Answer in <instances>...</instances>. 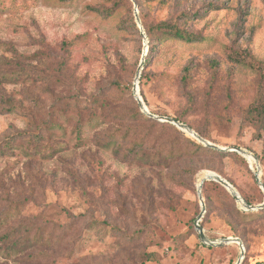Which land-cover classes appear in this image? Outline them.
I'll return each instance as SVG.
<instances>
[{
  "label": "rangeland",
  "instance_id": "rangeland-1",
  "mask_svg": "<svg viewBox=\"0 0 264 264\" xmlns=\"http://www.w3.org/2000/svg\"><path fill=\"white\" fill-rule=\"evenodd\" d=\"M136 8L142 25L177 22L201 39L167 41L148 53L149 40L147 46L138 25V30L133 26ZM146 46L149 58L139 92L150 112L179 116L218 146L250 151L259 159L264 183V131L248 112L264 95V0H0V144L22 139L0 159L1 202L4 207L20 204L8 211L5 228L38 217L35 224L60 229L68 223L67 213L80 221L68 244L37 264L239 260L238 244L201 242L195 228L201 212L198 186L214 172L252 206L260 205L264 193L256 182L255 162L206 158L150 169L123 162L99 145L107 134L132 126L120 118L135 110L133 85ZM115 84L120 88L112 89ZM99 94L107 95V112L114 114L80 143L75 108L66 114L55 111L64 99L90 101ZM83 117L88 119L86 112ZM52 118L67 130V151L49 161L29 160L28 142ZM154 134L161 139L173 135L159 126ZM207 190L217 202L208 208L202 191L206 213L200 224L208 239L239 238L246 250L242 264H264V214L244 211L235 200L245 213L240 216ZM144 227L145 236L134 241ZM148 255L151 260L143 261ZM27 261L20 251L8 258L0 251V264Z\"/></svg>",
  "mask_w": 264,
  "mask_h": 264
},
{
  "label": "trees",
  "instance_id": "trees-1",
  "mask_svg": "<svg viewBox=\"0 0 264 264\" xmlns=\"http://www.w3.org/2000/svg\"><path fill=\"white\" fill-rule=\"evenodd\" d=\"M133 26L138 30L135 18H133ZM143 28L149 40V52L153 51L156 46L161 45L167 41H178L182 43H195L200 41V37L182 28L181 24L173 23L172 21H163L155 25L148 26L143 23ZM149 56L147 55L146 64ZM64 69L61 68L60 71ZM22 75L18 76L21 79ZM65 77V74L62 76ZM55 84H59L57 78ZM120 88L119 84H115L112 89ZM107 95H95L90 101L83 100L81 97H71L64 99L55 111H61V114H66L67 109L73 106L76 112L77 119L75 131L77 139L83 143V135L91 131H95L103 120L108 116L113 115V112H107L109 108V101ZM132 97V96H131ZM134 97V95H133ZM135 100V98H134ZM133 100L135 110L129 116H121L120 120L127 122L132 126L127 129L116 130L111 134H107L106 138L100 140V146L104 150H109L115 157H118L123 162L136 163L140 166L156 169H171L181 162H198V160L206 158H233L239 162L247 165V161L236 152H220L212 148H208L196 140L186 136L185 133L178 130L172 124L167 122L156 121L146 116L140 109L137 101ZM8 104V103H7ZM62 107V108H60ZM14 109L13 105L11 107ZM83 112H86L88 119L85 120ZM249 120L257 127L259 131H264V95L259 99L257 105L249 109ZM170 117V116H164ZM176 121L185 124V121L177 116L174 118ZM147 124L146 127L143 125ZM190 128L194 129L200 136L207 138V136L188 124ZM164 130L171 131L172 136L161 139L154 134L157 127ZM38 130L31 137L25 150L26 157L31 161H49L57 156L59 153L67 151L68 143H70L67 130L62 123L54 121V118L42 128ZM260 135V134H259ZM19 138L6 140L0 144V159L8 156V150L17 149ZM66 141V142H65ZM210 187L212 192H216L220 205H225L226 208H233L240 216H245L235 206V198L230 192L221 184L215 181L205 182L203 185V194L206 198L208 208H213L217 202L213 197L211 198L208 193ZM246 202L252 206L251 201L243 196ZM19 203H12L8 207L3 206L0 199V251L6 253L7 258L13 256L14 253H25L28 264H37L47 258H51L54 250L61 248L68 244L69 239L78 233L76 225L80 223L79 217L67 213V224L60 229L48 230L46 226H42L37 222L38 217L32 219H24L17 224L8 227V211L12 208L18 209ZM264 211L259 212V216L263 215ZM228 217H233L232 212H228ZM258 216V217H259ZM98 224L92 222V225ZM228 226L233 229L232 223L228 221ZM22 227V229H20ZM96 228L93 226L92 228ZM94 228V229H95ZM148 228L144 227L138 232L133 240H140L147 233ZM78 236V235H77ZM52 251V252H51ZM42 258V259H40ZM151 260L150 255L146 256L143 261ZM93 264V263H88Z\"/></svg>",
  "mask_w": 264,
  "mask_h": 264
},
{
  "label": "water",
  "instance_id": "water-1",
  "mask_svg": "<svg viewBox=\"0 0 264 264\" xmlns=\"http://www.w3.org/2000/svg\"><path fill=\"white\" fill-rule=\"evenodd\" d=\"M135 19H136V23L138 25V27L140 28V32H141V36L144 40V42L146 43V45L148 44V38L147 35L144 31L141 19L138 15V10L136 8L135 10ZM148 46V45H147ZM146 57H147V53L144 51L140 64H139V68L137 70L136 73V77H135V81H134V85H133V95L135 100L137 101L141 111L148 117L154 119V120H158L160 122H167L170 123L172 125H175L178 129L182 130L183 132H186L187 134H189L190 136L194 137L198 142H200L201 144H203L204 146L208 147V148H212L214 150L220 151V152H236L239 155H241L242 157H244L248 162L250 161V158H253L254 162H255V166H256V172H255V178H256V182L258 184V186L261 188V190L264 193V183L262 182L261 179V172H260V164H259V159L257 156H255L253 153H251L250 151L244 149V148H240V147H221L218 146L214 143L209 142L208 140H206L205 138H203L202 136H200L197 132H195L192 128H190L188 125L181 123L179 121H176L174 118L172 117H164V116H158L155 115L153 113L150 112V110L148 109V107L146 106L144 100L142 99L140 92H139V83H140V78H141V74L142 71L144 69V65L146 62ZM207 181H215L219 184H221L223 187H225L230 194L235 198L236 202L239 204L240 202H242V205L240 206L244 211H249V212H256V211H262L264 210V203L260 204V205H256V206H251L249 205L242 197L241 195L238 193V191L235 189V187L228 182L226 179H224L222 176L211 172V174L206 175L205 177L202 178L199 186H198V198H199V202L201 205V212L199 214V216L197 217V219L195 220V228L198 232L199 238L201 240V242L209 247H223L229 244H238L240 247V258L237 261L236 264H242L244 258H245V247L243 242L239 239V238H234V237H228L219 241H211L210 239H208V237L205 234V231L202 227V225L200 224L202 221V218L204 217L205 213H206V204H205V200L203 198V194H202V189H203V185L205 184V182Z\"/></svg>",
  "mask_w": 264,
  "mask_h": 264
},
{
  "label": "bare ground",
  "instance_id": "bare-ground-1",
  "mask_svg": "<svg viewBox=\"0 0 264 264\" xmlns=\"http://www.w3.org/2000/svg\"><path fill=\"white\" fill-rule=\"evenodd\" d=\"M144 51L147 53V46H146V48H145ZM250 161H251V162H249V163H250L251 165H253V164H254V160H253V158H250ZM251 167H252V166H251ZM209 174H211V172L205 174L204 177H205L206 175H209ZM201 180H202V179H201ZM200 182H201V181H200ZM239 205L241 206V205H242V202H240Z\"/></svg>",
  "mask_w": 264,
  "mask_h": 264
}]
</instances>
